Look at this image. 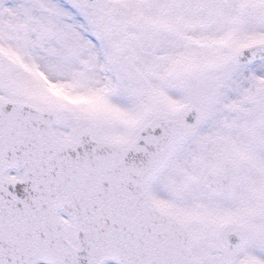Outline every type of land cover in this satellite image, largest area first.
Masks as SVG:
<instances>
[{
    "label": "snow or ice",
    "instance_id": "1",
    "mask_svg": "<svg viewBox=\"0 0 264 264\" xmlns=\"http://www.w3.org/2000/svg\"><path fill=\"white\" fill-rule=\"evenodd\" d=\"M0 264H264V0H0Z\"/></svg>",
    "mask_w": 264,
    "mask_h": 264
}]
</instances>
